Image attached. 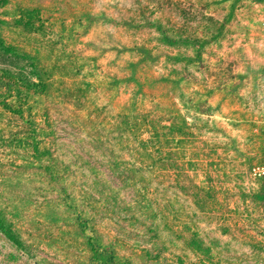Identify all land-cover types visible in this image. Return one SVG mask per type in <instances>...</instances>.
Masks as SVG:
<instances>
[{
  "label": "rangeland",
  "instance_id": "374dc122",
  "mask_svg": "<svg viewBox=\"0 0 264 264\" xmlns=\"http://www.w3.org/2000/svg\"><path fill=\"white\" fill-rule=\"evenodd\" d=\"M0 37L46 86L45 153L0 146V264H264V0H0Z\"/></svg>",
  "mask_w": 264,
  "mask_h": 264
},
{
  "label": "trees",
  "instance_id": "16d2710c",
  "mask_svg": "<svg viewBox=\"0 0 264 264\" xmlns=\"http://www.w3.org/2000/svg\"><path fill=\"white\" fill-rule=\"evenodd\" d=\"M14 21L20 22L21 17L16 18ZM4 57L9 59V61L11 59L24 61L25 64H13V67L2 66L1 62ZM45 87L43 69L39 60L20 52L14 46L5 45L0 37V106L8 113L9 118L15 126L17 125L18 128L24 131V134H20L19 132L10 133L7 136L0 134V146L21 145L29 153L30 157L34 159H40L42 154L45 153V150L38 145L39 141L36 139L38 126L32 112V104H30L32 97L42 93ZM117 118L121 126L120 129L123 131L130 129L136 124L134 119H130L126 114H118ZM163 129L167 130L168 127L163 126ZM27 130L32 132L33 135H25V131ZM151 131V133L154 132L153 129ZM136 141L139 148L143 149L138 151V154L144 156V146L149 141V138L146 140L138 139ZM146 156L148 155L146 154ZM83 223V227L87 228V219H84ZM91 246L93 259L99 260L102 264H115L111 249L105 247L101 250L95 242ZM123 264L130 263L124 261Z\"/></svg>",
  "mask_w": 264,
  "mask_h": 264
},
{
  "label": "built area",
  "instance_id": "2783aa9c",
  "mask_svg": "<svg viewBox=\"0 0 264 264\" xmlns=\"http://www.w3.org/2000/svg\"><path fill=\"white\" fill-rule=\"evenodd\" d=\"M249 174L257 180H264V162L254 163L249 167Z\"/></svg>",
  "mask_w": 264,
  "mask_h": 264
}]
</instances>
